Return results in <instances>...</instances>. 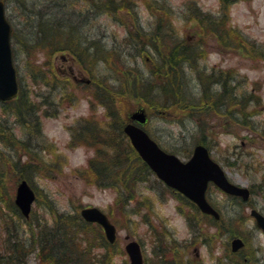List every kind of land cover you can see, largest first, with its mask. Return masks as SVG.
Listing matches in <instances>:
<instances>
[{
    "label": "rangeland",
    "instance_id": "obj_1",
    "mask_svg": "<svg viewBox=\"0 0 264 264\" xmlns=\"http://www.w3.org/2000/svg\"><path fill=\"white\" fill-rule=\"evenodd\" d=\"M3 1L6 3L7 17L16 32L13 49L19 83L39 105L41 127L21 126L14 113L4 112V104L0 102V132L10 126L6 134L13 133L15 141L19 142L8 147L0 140V153L9 162L10 170L12 162L16 160L22 164H42L41 170L35 169L32 172L31 180L26 178L35 188L40 201L33 205L32 217L35 221L53 225L56 212L62 217L78 212V208H101L110 216L118 230L115 264H124L125 261L130 264L125 250L130 241L141 244L145 264H162L157 255L160 246L170 243L167 246L171 249L177 241L186 246L185 250L180 248L178 255V258L184 259L185 264H222V258L229 253L228 241L233 233L246 241L249 248L245 252L253 257L249 263L264 264V232L257 227L251 216V209L264 215V57L259 55L261 53H254L252 49L248 51L243 46L238 47L235 40L225 47L210 35L204 39L206 56L196 67V71L201 68L207 73L213 69L224 75L232 73L237 79L229 82L238 88L241 96L252 93L257 98L250 99L248 111L253 113V117L248 121L249 126H243L240 118L237 121L234 118L228 120L221 112L212 113L201 122L197 121L206 134L207 131L210 132V153L223 167L229 180L252 191L250 201L243 202L227 196L215 187L211 188L213 202L223 211V219L227 222L219 239L213 238L217 231L207 225H203L206 235H195V229L189 227L186 218L189 214L187 206H182L175 196L165 190L157 177L148 175L146 180L137 178L144 171L136 159L138 155L128 152L131 169H125L130 174L127 188L133 199L121 200L118 195L120 191L111 181L102 183L100 176H96L97 172L91 169V162L98 153L96 146L90 142L96 138L97 131L103 139L110 135L120 139V136L118 128L109 126L113 120H110L107 102L95 99L97 84H85L86 80L93 82L92 75L87 70V66L90 67L91 64L90 56L99 53L94 78H106L103 81L109 82V86H113L116 71L122 64L131 68L134 73H149L148 68L156 64V59L161 60V56L149 49V43L144 48V55L137 50H129L127 45L131 44V40L137 39L138 33L145 35L152 32L161 23L162 30L169 27L168 31L179 34L181 38L195 41V35L200 30L194 21L186 20V15L189 14L187 8L194 7L202 12L221 16L225 11L221 0H118V11L113 10L114 6L111 5L93 7L104 0H94L95 3L69 0L64 11L60 0ZM91 8L94 10L90 11ZM228 12L230 25L246 40L264 50V0H235L229 5ZM51 22L61 28L66 27V31L69 28L74 30L73 42L77 44L79 52H84L81 57L77 55L74 60L72 57L75 55L62 51L50 55L51 49L37 46L36 39L32 38L35 34H32L37 33L39 27L52 26ZM33 43V51L28 53L27 46L31 48ZM165 49L169 50L170 46L162 43L161 51ZM107 58L112 60L108 65ZM47 78L51 82L47 83ZM204 86L205 83L195 81L191 85L193 94L198 97L203 93ZM217 86L219 85L214 84V90L220 92ZM123 91H126L125 85ZM121 100L118 99L117 103V122H120L121 116L125 119L124 123H128L134 111L144 108L143 103L138 104L139 101L133 96ZM175 111L178 114L150 112L152 117L147 130L151 131L166 151L175 152L181 159L188 160L196 145L192 144V136L199 130L195 128V119L186 118L193 115L177 109ZM181 114L186 116L182 118ZM84 121L91 127L93 123H97L98 128H79L84 125ZM29 146L35 150H29ZM104 146L107 154L111 155L115 150L105 142ZM188 147L191 149L189 155L183 153ZM33 156L38 162L33 161ZM6 177L4 190L9 197L13 193L14 200L21 179L16 182L17 176L10 171ZM119 183L122 187V182ZM119 183L116 187L120 186ZM1 200L3 197L0 194ZM49 204L57 210H50ZM9 220H16V217L2 203L0 245L6 236L5 225ZM97 234L98 230L89 228L78 232L77 237L81 238L82 246H86ZM165 234L169 236H163ZM203 237L210 240L203 241ZM103 252L101 248L96 249V254ZM38 254L39 250L31 254L28 264H41ZM224 260L227 261V258Z\"/></svg>",
    "mask_w": 264,
    "mask_h": 264
},
{
    "label": "trees",
    "instance_id": "obj_2",
    "mask_svg": "<svg viewBox=\"0 0 264 264\" xmlns=\"http://www.w3.org/2000/svg\"><path fill=\"white\" fill-rule=\"evenodd\" d=\"M60 1L62 2L61 8L64 11L69 5V0ZM92 1L94 0H87L88 3ZM221 2L222 7L224 6L225 9L221 16H214L213 14L202 12L201 9L194 7L187 8L189 14L186 15V20L188 22L194 21L197 24V29L200 30L195 35V41L181 38L179 34L168 31L169 27H164L162 30L163 24L161 23L157 26L158 28H155L150 33L145 35L138 33V38L136 37L138 40L134 38L131 40V44L127 45L129 50H137L138 53L141 52L140 54L144 55L146 52L144 48L149 43V49H153L161 56V60L156 59V64L148 68L149 73L147 71L145 73H138L135 70L134 73L131 68L122 64L119 66L118 71H116L115 79L112 82L113 86H109V82L103 81L106 78H94L96 76L95 73H97L96 63L99 61L97 58L99 53H93V56H90L91 64L90 67L87 66V70L92 75V85L97 84L95 99L107 102L106 106L109 108L108 114L110 120H113L109 126L110 128H118L117 133L120 136V139H117L113 135L107 138L104 137L103 139L97 131L95 134L96 138L90 142L96 146L98 153L97 157L91 162V169L97 172L96 176H100L102 183H107L108 180L111 181V184L120 191L118 195L121 200L133 199V195L129 193L130 190L127 188L128 176L130 174H127L125 169H131L129 168L131 162L129 161L130 157L128 156V152H132L135 155L138 154L124 133L126 123H124L125 119L121 118L120 114V122H117L118 99H129L133 96L136 101H139L138 104L143 103V107H146L147 112L150 114L147 128H149L151 122L152 111L160 114H178L175 111L177 109L182 111V113H190L189 115L193 116H187L186 118L195 119V128L199 130L192 136V144L201 143L208 146V148H210L209 137L211 134L209 131L206 134V131L200 127V124H197V121L201 122V120L210 117L212 113L221 112L224 113L223 117L227 116L228 120L234 118L237 121L240 118L243 126H249L248 123L253 117V113L248 111L250 99L252 97L254 99L257 98L251 95L252 93H249V95L244 93L241 96L238 88L232 86L229 82L235 81L237 77L232 73L228 75H224L221 72L218 73L214 69L212 72L207 73L199 67V71H196L198 62L206 56L203 49V45H205L204 39L210 35L216 37L225 47L229 46L235 40L234 42L238 47L243 46L248 51L252 49L254 53H261L259 55L264 57V50H261V47L259 48L253 42L246 40L242 34L230 25L228 8L231 2L226 0H221ZM103 5L114 6L113 10L118 11L120 3L118 0H104L103 3L93 7L101 8ZM94 8H91L90 11L94 10ZM51 23L52 26L45 25L39 27L37 33L32 34H35L32 38L36 39L37 46H41V48H45L46 50L51 49L49 52L50 55L57 51H62L72 53L75 55V58H77V55L81 57L84 52H79L77 44L75 45V42H73L75 36L74 30L69 28L70 30L66 31V27L61 28L54 22ZM15 36L16 32L14 28L13 39ZM162 43L165 45L168 44L170 49L161 51ZM34 44L30 45L32 46L31 48L27 46L28 53H32ZM250 55L259 56L258 54ZM111 62L112 60L107 58L106 64L108 65ZM107 78L109 79L110 77L108 76ZM94 79L97 81L95 82ZM45 80L46 82H51L50 78ZM195 81L205 83L203 93L198 97L193 94L191 89V85ZM214 84L219 85L217 87H219L220 92L214 90ZM124 85L126 86V91H123ZM133 92L135 93L132 95ZM3 104L4 112L7 114L10 112V114L14 113L16 121L21 126L28 128L41 127L38 113L39 105L31 99L29 92L23 89L22 84H20L19 96L14 100L3 102ZM181 115L183 116L182 118L186 116ZM86 124L88 126H85ZM10 128L9 126V128L0 132V140L7 144L8 147L15 146L19 143L18 140L15 141L13 133L8 132L6 134V131L10 130ZM79 128H98V125L97 123H93L91 127L84 121V125L79 126ZM99 128L102 127L99 126ZM88 132L90 134L89 129ZM150 135L154 138L152 133ZM104 142L106 145L115 148L111 152V155L107 154V148L104 146ZM28 148H30L29 150H35L30 146ZM190 150V147H188L183 153L189 155ZM102 155L104 156L101 157ZM5 159V156L0 153V194L3 197L0 205L3 203L11 210L16 220H9L5 225L6 236L3 239V244L1 243L0 245V264H28V258L38 250L39 254L37 256H39L41 264H115L114 257L118 243L114 245L110 244L104 235L103 229L99 225L85 222L80 215L79 208L77 209L78 212L72 215H62V217L60 213L56 212L57 217L53 225H48L47 223L42 224L39 220L35 221L32 215L29 219L24 218L14 203L13 193L9 197L7 191L4 190L7 180L6 174H9V171L12 172L14 176H17L16 182L24 178L31 180L32 172L35 169L37 171L41 170L42 164L39 165L37 163L39 166L33 162L30 164H22L19 160H16L12 162L13 166H11L12 168L10 170L8 166L9 162H6ZM32 159L33 161L37 160L34 156ZM136 159L144 169L143 173L137 178L146 180L148 175H152L153 172L141 160L139 155L136 156ZM29 172L31 173L29 174ZM100 178L98 177V179ZM119 182H122V187ZM117 183L120 184L119 187H116ZM38 201L39 197H37L36 202ZM49 209L54 212L57 210L52 204H49ZM188 210L189 216L201 215L195 206L193 208L190 207ZM89 228L98 230V234L93 241H88L86 246H82L81 238L77 237L78 232L88 230ZM235 234L233 233V235ZM163 236L166 237L169 235L165 234ZM167 245L170 246V243H167ZM167 245L165 244V248L160 246L157 251L159 252L157 255L160 262L162 264H185L183 258H178L180 248H182L178 241L174 242L175 250L174 248L169 249ZM97 248L103 249L104 252L102 254H96ZM225 257L231 258V261H225ZM225 257L221 260L222 264H247L242 257L235 260L228 253H226ZM124 264H128V262L125 261Z\"/></svg>",
    "mask_w": 264,
    "mask_h": 264
},
{
    "label": "water",
    "instance_id": "obj_3",
    "mask_svg": "<svg viewBox=\"0 0 264 264\" xmlns=\"http://www.w3.org/2000/svg\"><path fill=\"white\" fill-rule=\"evenodd\" d=\"M12 27L6 18L5 4L0 0V100L13 99L18 94V81L16 68L13 63L11 48ZM132 120L141 125L147 121L144 110L132 115ZM125 133L130 137L131 143L142 159L149 165L152 171L168 186L178 190L195 202L203 213L211 214L220 219V214L208 202L206 191L209 182H214L220 189L230 195L240 196L244 201L250 198L248 188L231 183L223 169L210 157L208 149L204 145H197L193 156L187 162L182 161L177 155L163 150L158 143L151 138L142 126L128 124ZM36 194L27 180H22L16 190L15 204L25 217L30 216ZM82 217L91 223L100 224L107 240L115 243L117 228L109 217L97 207H87L81 211ZM259 228L264 231V216L253 210ZM244 246L241 238L232 242L233 252H237ZM126 251L131 264H143V255L138 242L131 241L126 245Z\"/></svg>",
    "mask_w": 264,
    "mask_h": 264
},
{
    "label": "flooded vegetation",
    "instance_id": "obj_4",
    "mask_svg": "<svg viewBox=\"0 0 264 264\" xmlns=\"http://www.w3.org/2000/svg\"><path fill=\"white\" fill-rule=\"evenodd\" d=\"M74 60H75V57L73 56L72 57ZM160 185H163V187L165 188V190L169 191L170 194H172L173 196H175V198L177 200L180 201V203L182 204V206H187V208L189 209L190 207H196L197 208V211H199L198 207L195 205V204H192L188 199H186L183 195H181L179 192H177L176 190H173V189H170L168 188L164 183H161L159 182ZM212 187H215L216 189H218L216 187V185H214L213 183H211L209 185V192H208V200L210 201V203L215 207V209L222 215V220H216L215 218H210V217H207L205 215H203L201 213V215H198V216H187V221H188V224H189V227L191 229H195V235H206L204 232H203V225H207V226H211L213 227L217 232L216 234H214L213 238H216V239H219L220 235L223 234V230L225 229V226L224 224L227 223L223 218H224V213L223 211L219 208V206L213 202V199H212V195H211V188ZM232 198V197H231ZM192 205V206H191ZM197 230V232H196ZM237 234L233 235V236H230V241H228V246H230L229 248V256L232 255V258L237 260L239 257L243 258V260L247 263V264H250V260L252 258V254H248L245 252L246 249H248V245L246 243V241L240 237V236H236ZM236 237H240L241 239H243L245 245L243 248H241L240 250H238L237 252H232V242L234 239H236ZM210 239H208L207 237H203V241H206L208 242ZM179 245H181L180 247H182L183 250H185L186 246L185 245H182L179 243ZM205 245V244H203ZM174 246V245H172ZM184 247V248H183ZM248 247V248H247ZM228 261H231V258H227Z\"/></svg>",
    "mask_w": 264,
    "mask_h": 264
}]
</instances>
